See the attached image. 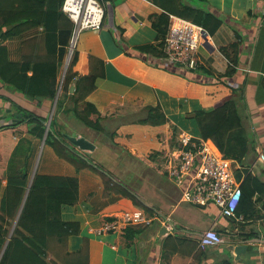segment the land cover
Listing matches in <instances>:
<instances>
[{"label": "trees", "instance_id": "trees-1", "mask_svg": "<svg viewBox=\"0 0 264 264\" xmlns=\"http://www.w3.org/2000/svg\"><path fill=\"white\" fill-rule=\"evenodd\" d=\"M151 1L162 7L163 11L150 15L152 27L157 32L155 42L134 46L146 55L157 58L165 56V38L172 14L201 25L212 36L223 23L219 15L201 5H187L182 0ZM63 2L0 0V81L28 100L25 103L13 101L17 118L0 125V264H90L88 243L76 251L69 249L70 236L81 232L80 223L65 220L62 215L65 205H74L87 197H93L99 208L126 198L149 212L155 209L97 162L90 151L81 150L66 136L78 130H68V121L61 119L62 114L72 122L76 120L78 124L104 133L114 145L122 146L130 153V144L118 141V137L123 138L127 134L133 137L136 134L133 145L141 144V148L151 146L158 156L164 153V163L168 153L180 148L181 144V129L169 123L170 118L160 103L144 106L143 116L132 122L136 131L108 129L103 121L116 117V114H104L94 102L88 100L97 88V79L105 75L104 61L100 57L91 56L90 73L79 76L74 70L77 58L75 52L60 89L62 56L67 51L74 27L72 20L62 10ZM39 27L44 28L42 38L46 54L36 57L25 55L20 60H13L5 41ZM240 45L241 40H238L220 48L230 62L225 73L214 72L205 65L195 70L216 79V82L206 83L207 86L224 83L223 77L237 72ZM160 68L169 74L181 76L163 65ZM73 85L75 90L72 92ZM59 89L62 92L48 128L49 113H43L40 106L49 101L51 110ZM244 93L245 86L233 88L232 94L223 104L206 107L201 102L186 116L194 124L195 129L191 131L194 135L212 139L225 157L239 160L242 165L250 151V139L241 111L246 107ZM31 104L38 108L35 109ZM168 126L173 130L171 137L166 135L160 143L155 141L142 145L144 134L148 131L163 133L169 129ZM25 140L28 142V151L22 164V161H17V156L23 154L24 145L21 142ZM40 148H47L48 152L54 153L45 164L52 171H40L37 167L33 176ZM155 152L140 157L151 162ZM83 173H88L90 180H84ZM245 174L237 213L243 215L246 222L255 213V201L258 199L264 204V180L248 169ZM237 177L241 179V173ZM245 222L241 224H249ZM139 226L142 225L123 228L122 231L129 234L126 237L130 242L144 230V227ZM245 236L248 237V233ZM241 237H244V233ZM199 238H186L177 232L169 234L159 238L161 252L163 256L171 255L183 247L184 251L197 254L204 250L198 248Z\"/></svg>", "mask_w": 264, "mask_h": 264}, {"label": "crops", "instance_id": "crops-1", "mask_svg": "<svg viewBox=\"0 0 264 264\" xmlns=\"http://www.w3.org/2000/svg\"><path fill=\"white\" fill-rule=\"evenodd\" d=\"M100 1L106 9L102 28L82 31L75 46L77 58L74 70L79 76L90 73L91 56L100 57L104 61L105 75L97 79V88L89 95L88 100L94 102L104 114H116V117L130 116L137 111L143 114L144 106L160 103L171 123L176 124L181 131L192 133L191 129L181 128L182 122L175 121V118L188 116L195 102H203L206 107L219 106L229 98L233 88L245 86L246 108H243L242 115L250 139V151L245 159V166L239 160L228 157L226 159L231 162V171L241 185L246 169L251 171L256 168L264 180V166L258 161L260 152L264 153V0H182L187 5L206 7L223 19L219 30L210 36V42L199 49V57L205 66L214 72L225 73L230 62L220 48L241 40L237 72L223 77L224 83L217 82L212 87L206 83L216 82L214 77L192 72L178 65H168L162 58L143 54L134 48L138 44L155 42L157 32L152 27L150 15L161 13L162 7L151 0ZM43 33L44 28L39 27L5 41L10 57L20 60L25 55L44 56L46 49ZM72 37L73 33L67 51L62 56L63 65L64 62L68 64L69 60L71 63L74 56L73 53L69 59ZM70 63L66 64L67 70ZM162 65L181 76L164 72L160 68ZM202 95L205 97H201ZM15 100L22 103L28 101L0 81V125L17 118L13 107ZM183 105L187 106V111L182 109ZM31 106L38 108L33 104ZM49 109V101L40 106L43 113H47ZM107 121L106 119L105 122ZM73 122L78 125V121ZM105 125L109 127L108 123ZM116 129H121V132L136 131L133 123ZM76 133L86 137L82 131ZM86 138L93 140L91 137ZM99 148L96 145V150ZM107 149L110 152L109 147ZM96 150L90 151L92 156L98 152ZM98 159L100 160L99 157ZM239 173L241 179L237 177ZM172 183L177 187V184ZM172 202L170 199L163 202L166 207L171 208L168 214L170 217L181 203L180 200ZM131 203V200L124 198L99 208L93 197H87L74 205H65L63 218L78 221L81 226V232L69 238L70 251H76L88 243L90 264H264V204L261 200L255 201V213L246 222L245 219L224 217L214 204L199 206L208 215V228L196 234L187 231L191 224L184 220L182 224L186 225H181L173 221L172 217L175 226L173 232L166 230L165 234H161L164 225L160 221H154L139 226L144 227V230L131 242L126 237L129 234L122 230L98 232L103 223L111 220L112 216L134 208ZM160 211L165 215L166 212L161 209ZM242 222L249 224H241ZM242 226L244 229H241ZM212 227L222 235L221 244L208 247L197 254L184 251L182 247L177 253L163 256L159 238L177 232L186 238L191 235L196 239ZM243 233L244 237H241ZM247 233L248 237L245 236ZM240 243L245 244L247 249L238 258L229 247Z\"/></svg>", "mask_w": 264, "mask_h": 264}, {"label": "built area", "instance_id": "built-area-1", "mask_svg": "<svg viewBox=\"0 0 264 264\" xmlns=\"http://www.w3.org/2000/svg\"><path fill=\"white\" fill-rule=\"evenodd\" d=\"M62 10L74 25L70 45V51L74 53L82 31L102 28L106 9L100 0H64ZM210 36L201 25L171 15L163 61L168 65H178L195 71L204 65L199 57V49L210 42ZM258 161L264 166L263 152H260ZM164 164L168 178L182 185L180 202L199 206L214 204L224 217L239 220L244 218L237 213L243 195L242 185L231 171V162L212 139L181 131L180 148L171 150ZM251 172L260 176L256 168ZM154 221H160L168 232L175 230L171 217L165 216L161 211L149 212L143 208H133L112 216L111 220L103 223L98 232L120 231L127 226L147 225ZM222 242V235L212 227L200 235L198 248L206 249Z\"/></svg>", "mask_w": 264, "mask_h": 264}, {"label": "rangeland", "instance_id": "rangeland-1", "mask_svg": "<svg viewBox=\"0 0 264 264\" xmlns=\"http://www.w3.org/2000/svg\"><path fill=\"white\" fill-rule=\"evenodd\" d=\"M81 34H79L78 40L80 38ZM77 52L76 49L74 53ZM67 62V60H66ZM66 64L64 62V65L61 69L60 72V83L65 78L67 69H66ZM61 86V84H60ZM62 92V91H61ZM241 92V91H240ZM186 105V104H184ZM182 106L183 110L187 111V106ZM200 103L198 104L197 102L193 103L192 108L193 110L196 109ZM246 105V102H245ZM246 108V107H245ZM244 108V109H245ZM54 105L51 108V110H48L49 116L53 118V113ZM242 112H244L243 109H241ZM53 114V115H52ZM144 114V113H143ZM142 112L138 113L135 112L133 115L131 114L130 116H123L121 115L120 117H116L113 119H107L108 121L103 123L109 125V130L114 131L116 127H121L125 124H129L132 122H135L139 119V117H142ZM183 118L180 119V117H176L175 121H178L180 124V127L183 129H195L194 124L192 120L190 121L189 118H187L185 115H182ZM49 117V118H50ZM61 118V117H60ZM63 121L67 120L68 121V130H78L82 131L86 137H91L93 142L99 146L100 148L95 152L94 158H96L97 162H100L101 165L109 169L115 176H117L124 184H126L129 188L137 192V194L148 204L152 205L155 209L154 210H159L160 209L165 213V215L168 216L169 212L171 211V208L166 207V205L163 204L166 200H171L173 201L172 203H176L178 200H180L181 197V188L182 185L176 183L175 181H172L168 178V176L164 173L165 171V165H164V156L165 154L163 153V156H158V153L155 152V148L151 149V146H147L146 148H141V144H134L133 145V140L136 137V134L131 136L127 134L126 136H122L123 138L118 137V141H125L127 144H130L131 147V152L127 151L124 149L122 146H117L112 143V139L106 137V135L102 132H96V131H91L88 130L86 127H82L83 125L81 124H74L72 120H68L66 115L62 114ZM52 121V120H51ZM172 121L170 120L169 123ZM174 124V123H171ZM166 131H163V133H158V132H152L148 131L147 134H144V141L142 145L150 142H159L160 140H163V138H166L165 136H172L173 130L171 127ZM90 129V128H89ZM83 136V135H82ZM117 138V137H116ZM23 147V154H20L17 156V161H22V164L24 163L25 156L28 151V142L22 141L21 142ZM140 150L139 151V147ZM109 147V150L107 149ZM47 148L39 149L36 160H35V165L34 168L38 167L40 168V171H52L49 168H46V160L50 159L53 156V152H48ZM93 150V151H95ZM146 151L147 153H144ZM155 152L152 155L151 162L146 161L145 159L140 157V155L145 154L143 157L147 156L151 152ZM138 154V155H133V154ZM100 158V160L98 159ZM107 164V165H105ZM54 171V170H53ZM84 180H90L89 177L90 175L87 173L82 174ZM177 184V187L174 186V184ZM167 196V197H166ZM130 200V199H129ZM134 205V208H141L136 206L134 203H131ZM130 209H133L130 208ZM220 211V210H219ZM207 214L204 213V209L202 207H199V205L192 204L190 202H181L178 208L172 212V220L175 221L176 223H179L181 225H186L182 224L184 223V220L187 222V224H191V228L188 229L187 231L189 233H199L200 231L207 229L208 228V218ZM179 229H182V226L178 225ZM190 238H193V236L189 235ZM213 248V247H212Z\"/></svg>", "mask_w": 264, "mask_h": 264}, {"label": "water", "instance_id": "water-1", "mask_svg": "<svg viewBox=\"0 0 264 264\" xmlns=\"http://www.w3.org/2000/svg\"><path fill=\"white\" fill-rule=\"evenodd\" d=\"M73 55V51H70V55H69V59H71V56ZM70 63V60L68 62V64ZM67 64V65H68ZM60 89H61V86H60ZM60 89H59V92H58V95L55 99V103H54V109H53V113H54V110L56 108V105H57V101H58V98H59V94H60ZM72 90H75V86L73 85L71 87V91ZM53 115V114H52ZM51 120H52V116L50 117V119L47 121V126L48 128L50 127L51 125ZM66 136L75 144L77 145L81 150H84V151H93L96 149V144L87 139L85 136H81V135H77L76 132H73L72 134H66ZM37 170V167L35 168L34 170V174L33 176L35 175V172ZM33 179V178H32ZM166 227L163 228V232H161V234H165V231H166ZM230 250H233L235 251L237 257H241V255L245 252V250L247 249L246 245L245 244H238L237 246L235 245H231L229 247Z\"/></svg>", "mask_w": 264, "mask_h": 264}, {"label": "clouds", "instance_id": "clouds-1", "mask_svg": "<svg viewBox=\"0 0 264 264\" xmlns=\"http://www.w3.org/2000/svg\"><path fill=\"white\" fill-rule=\"evenodd\" d=\"M102 3V2H101ZM63 82V81H62ZM61 86H62V83H61ZM61 91V90H60ZM165 227V226H164Z\"/></svg>", "mask_w": 264, "mask_h": 264}]
</instances>
